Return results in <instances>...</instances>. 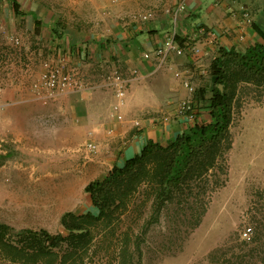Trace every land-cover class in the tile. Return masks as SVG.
<instances>
[{"label":"rangeland","instance_id":"obj_1","mask_svg":"<svg viewBox=\"0 0 264 264\" xmlns=\"http://www.w3.org/2000/svg\"><path fill=\"white\" fill-rule=\"evenodd\" d=\"M16 1L21 6L20 15L30 5L36 4L51 10L58 23L80 24L87 29L94 25L96 29L102 27V21L97 24L86 22L87 12L108 17L117 3L111 0L93 3L88 0ZM131 12L136 11L126 10L118 22H124L123 17ZM20 15L12 11L9 1L0 0V83L3 85L0 91V223L9 225L15 231L42 229L57 234L62 232L59 219L63 212L91 210L84 187L105 175L107 166L90 160L99 146L90 132L66 127L61 115L48 107L49 103L44 105L33 99L29 84L34 79L28 77L29 71L22 72L24 95L17 97L7 93L12 88L13 79L16 80L11 75L14 61L20 59L29 64L28 55L35 57L37 49H42L45 44L44 37L29 33L28 22L19 18ZM256 23L264 31V10L257 16ZM43 34H46L45 30ZM13 38L20 41L19 47L12 43ZM215 49L214 54H217L218 48ZM32 50L36 52L29 54ZM41 53L43 56V50ZM212 53L203 62V67L196 68V77H187L195 91L210 85ZM36 57L40 59V56ZM182 88L185 95L171 101V110L138 112L133 115L132 121L139 122L142 117L157 118L159 122H166L164 117L168 118L167 122L179 118L175 114L176 108L182 100L189 98L186 89ZM190 98L196 113L194 121H204L205 102L198 101L195 94ZM116 100L113 96L109 114L115 122H121L127 119L130 112L124 98L117 111L122 117L118 120L112 109ZM194 121L188 122L185 131ZM229 130L232 144L227 153L226 181L211 195L206 211L195 228H190L191 224L182 217L179 208L165 211L157 221L149 217L148 209L144 208L141 217L134 213L119 226L115 225L114 235L98 227L86 253H80V258L67 259L65 264H72L73 259L78 261L77 264H114L116 249L121 242L120 232L126 229L132 253L130 264L131 261L138 264H205L208 253L224 245L234 232L237 236L233 238L232 245L240 252L238 239L245 237L243 232L248 234L250 214L259 225V244L253 257L258 260L257 264H264V197L256 196L257 191L264 189L263 87L239 84L238 102ZM87 142L95 144L94 153L84 151L83 145ZM240 255L243 263L251 264L246 253L241 251ZM44 263L38 260L34 264ZM0 264L27 263L24 258L12 262L0 252Z\"/></svg>","mask_w":264,"mask_h":264},{"label":"trees","instance_id":"obj_2","mask_svg":"<svg viewBox=\"0 0 264 264\" xmlns=\"http://www.w3.org/2000/svg\"><path fill=\"white\" fill-rule=\"evenodd\" d=\"M7 1L17 14V1ZM34 26L36 30L39 27L36 19ZM251 28L259 41L243 51L218 49L210 63L209 87L195 91L197 100L205 102L204 121H194L187 131L165 143L147 141L122 166H113L102 177L90 181L84 192L91 210L63 212L59 219L61 233L50 234L42 229L15 231L0 223V252L12 262L24 258L27 264L38 260L44 264H65L67 259L80 258V253H86L98 227L114 235L115 225L119 226L134 213L141 217L144 208L155 221L165 211L179 208L182 217L191 224L190 228H195L211 195L226 181L227 153L232 144L229 129L238 102L239 84L263 87L264 90V31L253 22ZM257 194L264 197V189ZM248 223V234L243 232L245 237L238 239L240 252L246 253L251 264H257L253 252L259 244V225L252 214ZM127 231L120 232L121 242L114 264H130L132 253ZM236 236L234 232L224 245L209 252L205 264H247L232 245ZM72 262L78 263L75 259ZM131 264L138 263L131 261Z\"/></svg>","mask_w":264,"mask_h":264},{"label":"crops","instance_id":"obj_3","mask_svg":"<svg viewBox=\"0 0 264 264\" xmlns=\"http://www.w3.org/2000/svg\"><path fill=\"white\" fill-rule=\"evenodd\" d=\"M88 1L93 3L97 0ZM116 2L108 17L86 13V22L97 24L102 21V27L99 29H96L95 25L87 29L80 24L58 23L59 20L51 10L42 9L36 4L30 5L22 15L19 14V6L17 13L19 18L28 22L27 29L30 34L44 37L45 44L42 49H37V53L35 50L29 53H35V57L30 58L28 55V77L31 79H36L42 71L41 60L48 50H65L77 46H86L91 55L90 59H73V63L89 80H99V65L102 64L114 65L124 73L131 69L137 70L138 76L130 83L125 97L130 115L121 122H115L110 117L109 107L113 94L103 87L67 93L48 105L61 115L66 127H76L91 133V137L99 146L90 160L106 165L107 171L113 166H122L124 161L137 154L147 141L165 143L176 134L185 132L189 123L182 118L159 122L157 118L142 117L139 119L140 126L133 127L132 117L138 112L142 114L171 110V101L185 95L183 85L175 73H181L184 78L196 77V68L203 67L207 56L212 52L213 58L216 56L215 48L243 51L247 46L258 42L259 37L252 30L251 23L257 24V16L264 10V0H186V12L180 16L177 23L175 40L179 45L187 41L195 43L200 51L196 56L171 55L162 69L155 70L154 59L150 57L145 60L142 55L151 53L171 35L173 25L169 11L178 0ZM242 9L249 13L248 18H244ZM126 10H135L138 13L151 10L153 16L146 22H132L128 19L118 22L122 20L120 16ZM34 19L39 22L37 30ZM200 28L209 31L211 36L199 34ZM43 30L46 34H43ZM36 55L40 56V59ZM12 67L11 75L16 77V80L13 79L12 88L7 93L21 97L24 95L21 85L22 73L14 63Z\"/></svg>","mask_w":264,"mask_h":264},{"label":"built area","instance_id":"obj_4","mask_svg":"<svg viewBox=\"0 0 264 264\" xmlns=\"http://www.w3.org/2000/svg\"><path fill=\"white\" fill-rule=\"evenodd\" d=\"M117 0H111L115 3ZM244 18L249 17V13L242 9ZM186 12V0H178L173 8L169 11L170 20L173 25L172 33L165 41L156 47L151 53H143V59L147 60L150 57L154 59V69H162L171 55L183 56L185 54L196 56L200 49L195 43L185 42L179 45L175 40L176 26L180 16ZM153 16L151 10L143 13L131 12L125 15V19L132 22H146ZM199 34L211 36V33L204 28L199 29ZM15 46H20V41L17 38L12 39ZM90 59L91 55L86 46H77L75 48H54L46 52V56L42 60V71L37 79L30 82L29 88L34 100L46 105L55 101L61 95L67 93H76L89 91L94 87H103L110 90L113 96L117 99L113 104L112 109L118 120L122 117L117 112L120 108L121 101L126 97L128 87L132 81L138 76L136 69L124 73L114 65L102 64L99 65V80L92 81L87 79L80 71L79 67L73 63L74 58ZM19 67L20 72L26 73L29 71V64L23 63L18 59L14 66ZM175 76L180 79L181 84L186 89L189 98L182 100L176 108L175 114L177 117L192 122L196 118L194 105L191 101L192 95L195 94V89L187 78L182 77L181 73L176 72ZM3 85L0 83V91ZM164 121L168 118L164 117ZM134 126H139L138 121H133ZM95 144L87 142L83 145L84 151L87 153L95 152Z\"/></svg>","mask_w":264,"mask_h":264}]
</instances>
